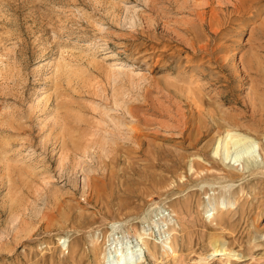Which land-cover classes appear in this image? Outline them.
I'll list each match as a JSON object with an SVG mask.
<instances>
[{"label":"rangeland","instance_id":"obj_1","mask_svg":"<svg viewBox=\"0 0 264 264\" xmlns=\"http://www.w3.org/2000/svg\"><path fill=\"white\" fill-rule=\"evenodd\" d=\"M263 72L264 0H0V264H264Z\"/></svg>","mask_w":264,"mask_h":264},{"label":"bare ground","instance_id":"obj_2","mask_svg":"<svg viewBox=\"0 0 264 264\" xmlns=\"http://www.w3.org/2000/svg\"><path fill=\"white\" fill-rule=\"evenodd\" d=\"M224 131H225V136L219 137L218 143L213 151L214 155L218 156L220 154V151H222L224 159L229 160V162L233 161L234 163L239 160L247 159L246 162L247 164H249V161L255 160L256 155L254 150L257 147V145L254 141H252V139L250 140V138L244 136L243 133L240 134L239 132H236V130L226 129ZM230 149L231 150L233 149V151H231ZM230 174L232 173L230 172ZM227 204H231V202L227 201L226 204L222 202L220 206L219 205L211 206L212 208L206 211L207 217L210 218L211 216L214 215V213H216L218 210L220 211L222 208H224V205ZM143 235H146V233L143 232ZM138 236H139L138 238L142 241L143 240L142 234ZM172 239H174V237L172 238V233L167 232L165 233L164 239L161 242L162 245L161 252H162L163 260H165L164 264H169L170 261L172 264H185L184 258L182 256H178L179 254L176 253L177 249L175 250V247L172 244ZM142 243L143 245L146 246L150 256L154 257L155 247L151 249L148 246L147 242L142 241ZM110 246L113 248L112 252H114L115 258L113 259V257L111 256V252L108 253L107 256L105 255L106 256L104 262L105 264H140L142 262L143 253H141V250L137 246L131 247L129 245H126L124 251L116 248L115 241H112ZM208 247L210 248L211 251V253L208 254L209 256L206 257L198 256L197 258L198 260L194 264H208L209 263L208 259H213V257L219 256L221 258V257L229 256L230 254L231 255L236 254L228 247V243L224 239V237L222 238V237L212 236L208 241Z\"/></svg>","mask_w":264,"mask_h":264}]
</instances>
